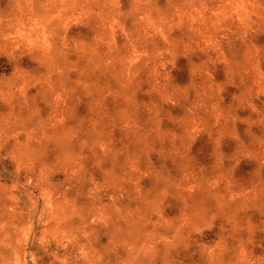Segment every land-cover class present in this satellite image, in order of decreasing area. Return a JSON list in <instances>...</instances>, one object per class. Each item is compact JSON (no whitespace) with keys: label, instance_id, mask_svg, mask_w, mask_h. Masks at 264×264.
<instances>
[{"label":"rangeland","instance_id":"rangeland-1","mask_svg":"<svg viewBox=\"0 0 264 264\" xmlns=\"http://www.w3.org/2000/svg\"><path fill=\"white\" fill-rule=\"evenodd\" d=\"M0 264H264V0H0Z\"/></svg>","mask_w":264,"mask_h":264}]
</instances>
